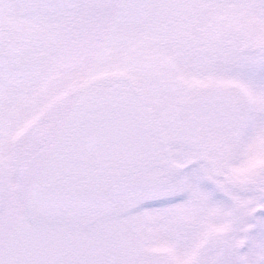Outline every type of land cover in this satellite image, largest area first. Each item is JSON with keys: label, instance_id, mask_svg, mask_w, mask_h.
Masks as SVG:
<instances>
[{"label": "snow or ice", "instance_id": "6c2138e0", "mask_svg": "<svg viewBox=\"0 0 264 264\" xmlns=\"http://www.w3.org/2000/svg\"><path fill=\"white\" fill-rule=\"evenodd\" d=\"M0 264H264V0H0Z\"/></svg>", "mask_w": 264, "mask_h": 264}]
</instances>
